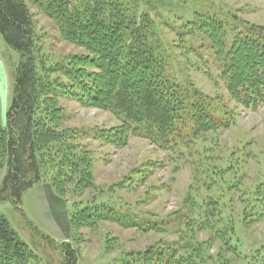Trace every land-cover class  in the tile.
Wrapping results in <instances>:
<instances>
[{"label": "trees", "instance_id": "trees-1", "mask_svg": "<svg viewBox=\"0 0 264 264\" xmlns=\"http://www.w3.org/2000/svg\"><path fill=\"white\" fill-rule=\"evenodd\" d=\"M37 1H46L44 13L65 40L91 54L47 65L36 52L25 2L0 0V35L19 55L3 125L0 119V169L6 170L0 202L11 201L20 210L26 190L37 183L48 185L64 203L66 195L72 201L70 233L78 221L90 229L110 221L166 237L103 264H264V242L250 247L246 236L264 216V176L257 174L245 184L232 158L236 150L225 162L212 149L217 143L212 134L234 124L236 106L256 110L264 105V25L244 20L238 10L212 13L203 7L179 26L169 27L158 19L157 6L163 0ZM168 32L174 33L176 43L168 40ZM212 68L215 72L210 73ZM190 70L202 71L216 84L217 77L228 99L206 94L187 75ZM60 78L68 79L73 89L56 88ZM60 98L108 111L119 124L82 135L66 129ZM130 137L163 150L175 173L183 164L190 166L191 181L181 207L172 214H144L103 198L94 179L93 152L82 141L90 138L120 148ZM139 175L135 169L126 178L137 180ZM124 185L128 187L122 179L110 190ZM90 189L99 193L82 199ZM29 225L41 239L53 241ZM202 232L206 238H200ZM211 244L216 253H211ZM60 246L67 263L75 264L74 249L67 242ZM34 259L0 216V264H33Z\"/></svg>", "mask_w": 264, "mask_h": 264}, {"label": "rangeland", "instance_id": "rangeland-1", "mask_svg": "<svg viewBox=\"0 0 264 264\" xmlns=\"http://www.w3.org/2000/svg\"><path fill=\"white\" fill-rule=\"evenodd\" d=\"M22 1L31 13L36 52L39 58L47 60V65L59 64L62 61L66 64L68 60H65L73 56L83 57L91 54L81 45L63 38L58 25L44 13L46 1L42 3L37 0ZM161 2L162 5L157 6L158 19L166 22L169 27L179 26L181 22L191 18V12L194 9L203 10V7L211 9L212 13L238 10L244 20L264 25V0H163ZM166 37L169 41L177 42L174 40L173 32H168ZM175 52L178 55L181 54L179 51ZM190 57L195 60L193 56ZM18 60V53L11 49L0 35V119L2 125L5 123L6 108L9 107L13 97L15 68ZM180 60L183 62V58L178 61ZM213 71L215 72V68L209 70L210 73ZM187 75L209 96L215 97L221 94L228 99L217 77L216 84L202 71L190 70ZM56 83L62 85L56 84L58 89H73L69 87L71 82L68 79L60 78ZM57 102L66 115L62 126L78 134L82 135L84 132L91 134L119 124V121L108 111L95 107H83L69 99L60 98ZM229 105L234 106V102L229 100ZM234 111L236 114L234 124L222 132L212 134L217 142L214 143L212 149L214 154L224 159L225 162L232 150H236L232 158L237 160L239 173H243L245 184H249L258 176L257 174L264 176V105L256 110L236 106ZM82 142L93 152L94 179L105 193L104 199L107 197L111 200L116 199L140 213L156 214L160 217L168 216L181 207L187 186L191 181L188 164H183L182 169L175 173L171 163L165 158L166 153L146 139L139 137H130L128 143L120 148L105 145L90 138ZM135 169L140 171V177L129 181L126 177ZM5 171V168L0 169V183ZM232 175L233 173L230 174ZM122 179L128 187L125 185L120 188L114 187V192H112L110 185L117 184ZM40 186L41 184L37 183L22 194L20 210L11 201L0 202V216L7 219L20 240L32 251L35 258L33 264H68L60 246L62 242L69 243L74 249L77 255L75 264H103L111 262L122 252L143 251L166 239L161 233H142L134 229L123 228L110 221H101L94 229L81 226L78 221V225H74L76 229L70 233L67 227H61L58 222L53 221ZM96 193L99 192L94 189L84 191L82 199ZM53 194L55 195L54 192ZM66 200L67 203H64L61 199L64 208L59 212V216L67 226L68 208L72 201L67 195ZM240 208L238 204L237 213H240ZM29 222L53 241L41 239L31 228ZM246 236L250 247L252 244L264 242V216L247 229ZM206 237L205 232L200 233V238ZM106 244L108 251H106ZM210 247H212V254L217 252L215 245L211 244ZM227 256L230 257L228 254Z\"/></svg>", "mask_w": 264, "mask_h": 264}, {"label": "crops", "instance_id": "crops-1", "mask_svg": "<svg viewBox=\"0 0 264 264\" xmlns=\"http://www.w3.org/2000/svg\"><path fill=\"white\" fill-rule=\"evenodd\" d=\"M42 193L45 196V201L47 203V208L53 218L54 222H58V224L62 227H67L64 220L59 216V212L63 210L64 206L60 198L55 196L52 192V189L48 185H41L40 186ZM64 212V211H62Z\"/></svg>", "mask_w": 264, "mask_h": 264}]
</instances>
